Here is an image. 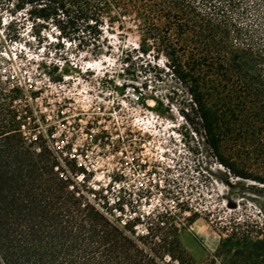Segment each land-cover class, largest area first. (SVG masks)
Masks as SVG:
<instances>
[{
  "label": "trees",
  "instance_id": "obj_1",
  "mask_svg": "<svg viewBox=\"0 0 264 264\" xmlns=\"http://www.w3.org/2000/svg\"><path fill=\"white\" fill-rule=\"evenodd\" d=\"M126 24L186 88L219 163L264 184L245 166L264 164V0H0V264H264L258 222L231 219L204 263L174 236L148 247L86 202L37 129L35 92L8 72L10 55L67 45L98 54L104 31Z\"/></svg>",
  "mask_w": 264,
  "mask_h": 264
},
{
  "label": "rangeland",
  "instance_id": "obj_2",
  "mask_svg": "<svg viewBox=\"0 0 264 264\" xmlns=\"http://www.w3.org/2000/svg\"><path fill=\"white\" fill-rule=\"evenodd\" d=\"M101 42L98 54L68 45L13 52L8 72L35 92L28 104L37 129L86 202L148 247L174 236L204 263L231 219L264 223V184L219 163L186 88L161 55L140 50L133 24L105 30ZM245 164L264 178L263 163Z\"/></svg>",
  "mask_w": 264,
  "mask_h": 264
}]
</instances>
